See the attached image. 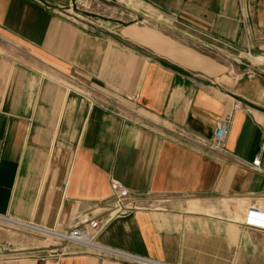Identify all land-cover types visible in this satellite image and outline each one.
I'll use <instances>...</instances> for the list:
<instances>
[{"label": "crops", "instance_id": "0c3cea01", "mask_svg": "<svg viewBox=\"0 0 264 264\" xmlns=\"http://www.w3.org/2000/svg\"><path fill=\"white\" fill-rule=\"evenodd\" d=\"M137 1L179 33L261 62L140 21H69L71 0H0V216L72 228L105 215L115 180L159 210L114 219L100 245L165 264H264V230L246 222L264 211V175L250 168L263 135L264 0ZM90 89L137 96L135 111ZM236 101L244 108L213 150ZM7 243L26 258L0 264H128Z\"/></svg>", "mask_w": 264, "mask_h": 264}, {"label": "built area", "instance_id": "2783aa9c", "mask_svg": "<svg viewBox=\"0 0 264 264\" xmlns=\"http://www.w3.org/2000/svg\"><path fill=\"white\" fill-rule=\"evenodd\" d=\"M243 20L249 17L246 3L243 1L241 6ZM63 9V8H62ZM63 15V13H62ZM65 16V15H63ZM69 17V16H66ZM71 21L80 23L77 17H69ZM83 24V23H82ZM87 25V24H85ZM88 26V25H87ZM245 55L247 59H255L251 50L247 49L244 53L239 52L237 58H242ZM90 94L93 95V101L96 102V97H100L102 102L107 106H114L116 109L135 111L134 106L138 102L137 96L121 95L119 93L99 92L95 89H90ZM244 104L236 101L232 107L224 113L219 125L214 131V138L210 144L213 150H223L227 137L230 133L235 112L242 110ZM263 131L262 141L259 145V155L250 164V168L259 174L264 175V165L261 156L264 155V119L261 123ZM160 199L151 196H140L118 181H111V196L105 204V215L94 218H83L77 225L72 228L61 227H46L30 221H21L9 217H3L11 221L16 227L22 229L25 233L46 237L54 244L52 250L47 251L49 256L62 257L69 254L71 245L79 246L86 249L87 252L98 255L99 257L112 258L119 262L128 264H165L159 261L150 259L148 257L133 255L131 253L105 247L97 242L98 236L106 229V227L116 218L129 215L131 213L141 211H156L159 210ZM2 217V216H0ZM264 211L257 207H252L249 210L248 219L249 224H258L260 229L264 230ZM26 251H17L12 248L10 244L0 247V263L7 260L26 258Z\"/></svg>", "mask_w": 264, "mask_h": 264}, {"label": "rangeland", "instance_id": "374dc122", "mask_svg": "<svg viewBox=\"0 0 264 264\" xmlns=\"http://www.w3.org/2000/svg\"><path fill=\"white\" fill-rule=\"evenodd\" d=\"M60 11L69 21H71L69 17H77L80 23L103 31H106L110 27L109 24L115 21H119L120 25L131 23L134 20L153 25L149 22H144L141 16H150L155 21L157 20L166 26L173 27L170 23L164 22L166 19L141 5L137 0H111V2H106L105 0H71L70 6L63 7ZM239 59L243 60L245 64L250 65L245 55H242V58ZM253 63L256 64L255 61ZM7 242L25 243L32 247H43L46 251L52 250V245L54 244V242L46 237L25 233L11 221L5 219L4 221L0 220V247L9 244Z\"/></svg>", "mask_w": 264, "mask_h": 264}, {"label": "water", "instance_id": "95a60500", "mask_svg": "<svg viewBox=\"0 0 264 264\" xmlns=\"http://www.w3.org/2000/svg\"><path fill=\"white\" fill-rule=\"evenodd\" d=\"M105 1H106V2H111V0H105ZM141 17H142L144 20H146L144 16H141ZM146 21H148L149 23H151V24H153V25H155V26H157V27H161V28L166 29V30H168V31H172V32H174V33H176V34H179V35L183 36L185 39L191 40V41H193V42H194L195 44H197V45H200V46H202V47H205V48H207V49H210V50L214 51L215 53H217V54H219V55L225 57L226 59H228V60H230V61H232V62H234V63H237V64H242V63H243V61H242L241 59H239V58H237V57H235V56L228 55V54H225V53H223V52H221V51H218V50L214 49L213 47L209 46L208 44H206V43H202V42H199V41H197V40H194V39L190 38L188 35H186V34H182V33H179L177 30H175V29H173V28H171V27H169V26H166V25H164V24H162V23H160V22H157V21H155V20H146Z\"/></svg>", "mask_w": 264, "mask_h": 264}, {"label": "bare ground", "instance_id": "6f19581e", "mask_svg": "<svg viewBox=\"0 0 264 264\" xmlns=\"http://www.w3.org/2000/svg\"><path fill=\"white\" fill-rule=\"evenodd\" d=\"M133 6V5H132ZM137 11V10H136ZM146 20H153V19H149V16H144ZM145 20V21H146ZM148 22V21H147ZM254 61H257V62H261L259 58H256ZM0 220L1 221H4L5 219L3 217H0Z\"/></svg>", "mask_w": 264, "mask_h": 264}]
</instances>
